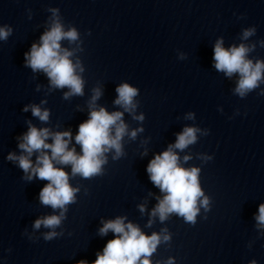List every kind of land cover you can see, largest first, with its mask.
I'll use <instances>...</instances> for the list:
<instances>
[{
  "label": "water",
  "instance_id": "water-1",
  "mask_svg": "<svg viewBox=\"0 0 264 264\" xmlns=\"http://www.w3.org/2000/svg\"><path fill=\"white\" fill-rule=\"evenodd\" d=\"M50 8L59 9L65 30L71 26L79 33L77 42L63 40L61 46L74 51L70 59H79L85 69L82 74L77 70L85 80L83 96L64 100L68 88L52 89L43 72L25 66L24 54L50 28ZM4 25L13 33L0 40V264H93L114 238L111 231L100 235L102 222L119 216L146 235L162 229L171 233V242L158 245L150 257L152 264H167L169 258L173 264H250L253 259L264 264V226L255 219L264 203V96L258 88L240 98L233 92L238 75L228 78L213 67L220 38L225 48L256 44L249 58L264 59L259 43L264 40V0H0ZM253 26L255 35L241 40L242 30ZM125 82L139 95L134 114L124 112V122L129 132L144 131L135 140L124 136L125 155L119 160H113L114 150L106 153L102 176L71 177V167L64 166L80 192L55 229L63 235L45 241L52 229L33 225L59 214L39 202L48 182L22 179L25 173L7 159L9 153L22 154L19 138L29 122L52 131L71 130L69 147L80 153L74 137L89 118L92 89L102 90L98 107L123 112L114 100L116 87ZM33 104L50 110L47 123L31 108L23 111ZM189 112L194 120L186 119ZM142 113L143 122L133 118ZM185 127L200 129L197 142L174 151L182 167L200 169V186L211 200L210 211L200 207L195 225L174 213L164 222L150 217L164 193L151 182L147 165ZM185 156L191 158L185 162ZM139 205L145 206L143 213Z\"/></svg>",
  "mask_w": 264,
  "mask_h": 264
},
{
  "label": "clouds",
  "instance_id": "clouds-1",
  "mask_svg": "<svg viewBox=\"0 0 264 264\" xmlns=\"http://www.w3.org/2000/svg\"><path fill=\"white\" fill-rule=\"evenodd\" d=\"M52 13L49 30L40 37V43H33L29 52L24 54L25 66L31 68L33 73L43 72L50 81L52 89L68 88L69 91L63 94V99L68 100L72 96H83L85 80L78 74L85 71L79 59L74 63L70 57L74 51L62 48L61 41L68 40L74 43L79 40V33L75 27L65 30L59 16V9L50 8ZM31 19V10H29ZM13 29L9 25L0 27V40L7 41L12 35ZM256 28L250 27L242 30L241 40L246 41L255 35ZM90 34V33H89ZM264 48V40L260 41ZM256 44L240 43L239 46L224 47V40L220 38L214 45L213 67L232 78L238 75L236 86L233 89L235 95L245 98L256 89L264 96V59H251L249 54L254 52ZM83 51V49H80ZM181 54L180 59H183ZM39 90V86H37ZM117 98L114 104L123 108L122 111L109 112L103 106H97L96 101L101 97L100 87L92 89L93 95L88 102L89 118L79 124L78 132L74 137L75 144L80 146V153H77L75 146L69 147L73 136L71 130L52 131L50 128H38L29 122L28 131L19 140L21 155L9 153L7 159L18 163L23 170L25 181H32L34 178L47 181L48 183L40 190L38 199L43 206H49L59 214L47 215L37 219L33 228L38 230L41 226L52 229L43 236L45 241H51L63 232H56L62 222L67 219L68 206L77 202L76 196L80 192L79 187L70 184V175L64 170V166L71 167V177L79 175L83 179H92L104 175V165L107 163L106 153L114 150L113 160H119L125 155L122 140L125 135L135 140L138 128L129 132L128 125L124 122V112L134 114L138 106L135 97L139 95L138 89L129 83H121L115 89ZM47 103L46 100L41 101ZM31 108L32 115L39 118L41 122L47 123L50 117V110H42L38 105H27L23 111ZM133 118L143 122L145 119L142 113ZM186 119L194 120L195 114L189 112ZM197 127H185L177 135L176 142L169 145L167 150L155 157L147 165V173L151 182L164 193L163 198H158L157 205L152 209L150 217H159L161 222L168 219L171 214L182 217L185 223L195 225L196 217L200 207L210 211L211 200L205 196L199 182L200 169L197 167L185 168L180 165V157L174 149L184 150L189 145L197 142ZM204 135H208L206 130ZM51 140V143L48 141ZM36 153L35 163L31 157ZM191 157L185 156L184 161ZM212 157H205L210 160ZM141 213L145 211L144 205H139ZM207 217H205L206 219ZM258 227L264 226V203L259 205L258 215L255 217ZM126 217L119 216L115 219L103 221L99 229L100 235H106L109 231L114 238L109 240L103 249L102 254L98 253L93 264H152L150 257L156 252L161 243L169 244L172 236L167 229L160 233L153 232L151 235L143 233L139 226L132 222L125 223ZM153 219H149L151 226ZM78 264H88L81 260ZM159 264V262H157ZM167 264H173V258H169ZM250 264H257L253 259Z\"/></svg>",
  "mask_w": 264,
  "mask_h": 264
}]
</instances>
